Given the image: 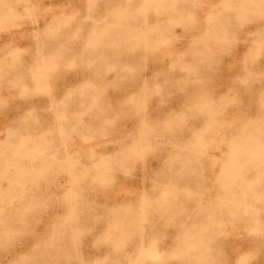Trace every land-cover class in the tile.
Here are the masks:
<instances>
[{"label": "rangeland", "instance_id": "obj_1", "mask_svg": "<svg viewBox=\"0 0 264 264\" xmlns=\"http://www.w3.org/2000/svg\"><path fill=\"white\" fill-rule=\"evenodd\" d=\"M0 264H264V0H0Z\"/></svg>", "mask_w": 264, "mask_h": 264}]
</instances>
